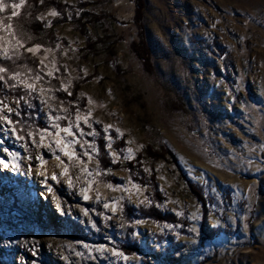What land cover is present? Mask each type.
Wrapping results in <instances>:
<instances>
[{
	"label": "rangeland",
	"instance_id": "rangeland-1",
	"mask_svg": "<svg viewBox=\"0 0 264 264\" xmlns=\"http://www.w3.org/2000/svg\"><path fill=\"white\" fill-rule=\"evenodd\" d=\"M61 2L64 15L36 12L56 42L18 32L42 79H16L21 94L0 89V264H264V0H146L147 59L135 0ZM5 3L12 11L19 0ZM60 92L75 96L72 108ZM77 114L88 123L77 128ZM56 124L74 135L57 136ZM93 124L125 142L117 150L106 139L121 164L111 179ZM137 155L159 201L123 166ZM126 204L176 221L128 220Z\"/></svg>",
	"mask_w": 264,
	"mask_h": 264
},
{
	"label": "trees",
	"instance_id": "trees-1",
	"mask_svg": "<svg viewBox=\"0 0 264 264\" xmlns=\"http://www.w3.org/2000/svg\"><path fill=\"white\" fill-rule=\"evenodd\" d=\"M30 6V2L28 3ZM53 7L56 9L60 14L64 15V4L61 2V0H32L30 8H28V11H23L20 13L19 16L14 17L11 21V23L14 26V30L19 32H23L25 34H31V38L33 37V41L40 42V44H47L51 43L52 41L56 42L57 37L54 35L53 30L46 29L45 23L43 21H39L36 18V12L38 9L43 8L47 9ZM25 9V8H24ZM146 9V0H135V13H134V21L137 24V26L140 29V35H141V42L139 43V46L137 47V50L139 51V54L142 55V57L147 56V50L144 46V39H143V29L144 26L142 24V20L144 18ZM12 11H9L7 9L4 12H0V21L3 23H9L7 17L11 15ZM81 29V28H80ZM2 33V32H1ZM51 41V42H50ZM19 55H12L10 53V58L5 56H0V68L7 69L6 72H0V77H3V79H0V89L2 87V84H8L9 86L8 91L9 92H15L16 93H25V90H23L21 87L16 85V79L13 78L14 74L19 73V77L24 76H34L35 73H37V61L31 57L29 54L22 52L20 48L18 49ZM142 52V53H141ZM147 52V53H146ZM13 95V94H11ZM14 96V95H13ZM59 96L61 99L64 100L65 104L72 108V105L70 101L75 96H68L66 92H60ZM73 101V100H72ZM24 108L29 107L24 105ZM33 122V119L30 120V123ZM38 125L40 124L39 121H35ZM24 125V124H23ZM19 127V126H18ZM92 129L95 133V144L97 149V157L100 162L101 171L103 174L107 175L108 179H111L110 173L112 170L119 168L121 166L118 162H112V159L109 155V152L107 150L108 140L107 137L111 135L114 138V141L111 143L114 148L116 147L117 150H121L125 146V142L123 140V136H119L116 134L115 131L109 130L108 132L106 130L103 131L101 124H93ZM141 156L137 155L135 159L127 160L125 164L123 165L126 169L129 170L131 173L132 178L143 185H149L154 190V198L156 200L161 199V195L158 191V186L156 184L154 175H148L145 174L142 170V164H141ZM190 188L192 191L196 193L198 198L201 200V202H205L203 195L201 193V189L199 185L190 183ZM124 212L126 215V218L128 220H132L136 217H147L151 218L157 221H176L175 216L172 214H165L161 212L157 207H155L153 204L148 206H140L137 208H134L130 205L124 206ZM202 232H204V236L207 239H210L216 235V232L213 229H210L208 227H201ZM126 245H123L125 247ZM138 250L137 246H128L125 248V251L127 253H132Z\"/></svg>",
	"mask_w": 264,
	"mask_h": 264
},
{
	"label": "snow or ice",
	"instance_id": "snow-or-ice-1",
	"mask_svg": "<svg viewBox=\"0 0 264 264\" xmlns=\"http://www.w3.org/2000/svg\"><path fill=\"white\" fill-rule=\"evenodd\" d=\"M24 3H25V0H19V3H12L10 5V7L12 9L11 15L7 17L9 23H3L2 21H0V32L6 34V35H0V53H2V55L5 57L10 58V53L12 55H19L18 49L24 47L22 39L20 38L18 32L14 30V26L11 23V21L14 17H17L20 15L19 9L24 6ZM8 7H9V5L5 3V0H0V12H4L5 9ZM50 14L53 16L58 15V13L55 11H52ZM29 39H31V37H29ZM40 47L41 46L39 44H37L34 47L27 48L26 50L29 53L35 54L36 52H38L40 50ZM41 63H43V61H41ZM6 71H7V69L0 68V72H6ZM19 75H20L19 73L14 74L13 78L18 79ZM48 75H52V72L49 71ZM34 78H35V80L42 79V77L39 74H36ZM0 79H3V77H0ZM20 82L23 83L26 88L33 90V91L35 90V86L33 83H29V82H26L24 80H21ZM43 91H44V89H41V92H43ZM5 107H7V106H5ZM8 111L11 112L12 109L9 108ZM89 115H90V113H89ZM0 119L8 120V117L4 116V117H0ZM54 119L59 120L60 117H54ZM81 119H83L85 124L88 123V116L81 117L79 114H77V117H76V121H77L76 127L77 128H79V121ZM54 127H56L58 130L56 133L57 136L60 135V132H63L68 136L74 135V133L72 132V127H73L72 124H69L68 127H64V128H60L59 124L54 125ZM110 127H111L110 125H106L105 130H107ZM117 132H119L118 129H117ZM81 134H83L82 129H81ZM43 135H44V130H42L41 139H43ZM88 135H95V133L94 132L88 133ZM76 142L77 141H75V140L68 141L65 144V148H67L68 145L75 144ZM56 143L59 145L61 143V140H57ZM110 146H111V144H109V147ZM65 148H61V151H64V154L66 156H68L69 159H72L73 157L76 156V153L74 151H66ZM5 151H7V150H5ZM129 153H131V149H129ZM9 155L14 156L15 153H9ZM57 158L59 159V157H57ZM125 158L128 159V158H130V156L125 157ZM83 170L87 171V168L85 167V169H83ZM66 171H67V169H65V173H66ZM109 187H111V185H109ZM133 187H136V186L133 185ZM49 190H51V189H49ZM84 198L88 199V196L85 195ZM105 207H108V205L106 204Z\"/></svg>",
	"mask_w": 264,
	"mask_h": 264
},
{
	"label": "bare ground",
	"instance_id": "bare-ground-1",
	"mask_svg": "<svg viewBox=\"0 0 264 264\" xmlns=\"http://www.w3.org/2000/svg\"><path fill=\"white\" fill-rule=\"evenodd\" d=\"M43 172H44V170H43ZM55 248H56V247H55ZM56 250H57V249H56ZM54 253L57 254L56 251H55ZM56 259H58V257H57Z\"/></svg>",
	"mask_w": 264,
	"mask_h": 264
}]
</instances>
